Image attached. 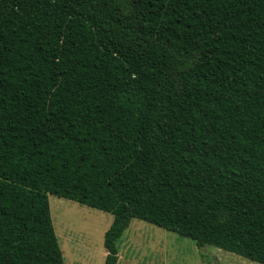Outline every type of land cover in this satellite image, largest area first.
<instances>
[{"label": "trees", "instance_id": "obj_1", "mask_svg": "<svg viewBox=\"0 0 264 264\" xmlns=\"http://www.w3.org/2000/svg\"><path fill=\"white\" fill-rule=\"evenodd\" d=\"M48 194L264 264V0H0V264H64Z\"/></svg>", "mask_w": 264, "mask_h": 264}, {"label": "rangeland", "instance_id": "obj_2", "mask_svg": "<svg viewBox=\"0 0 264 264\" xmlns=\"http://www.w3.org/2000/svg\"><path fill=\"white\" fill-rule=\"evenodd\" d=\"M50 214L64 264H102L104 232L112 215L48 194ZM116 264H260L189 237L132 218L117 241Z\"/></svg>", "mask_w": 264, "mask_h": 264}, {"label": "crops", "instance_id": "obj_3", "mask_svg": "<svg viewBox=\"0 0 264 264\" xmlns=\"http://www.w3.org/2000/svg\"><path fill=\"white\" fill-rule=\"evenodd\" d=\"M245 258V257H244ZM249 260V259H248ZM252 261V260H251ZM258 263V262H257Z\"/></svg>", "mask_w": 264, "mask_h": 264}]
</instances>
